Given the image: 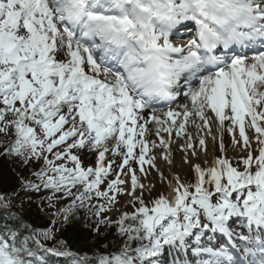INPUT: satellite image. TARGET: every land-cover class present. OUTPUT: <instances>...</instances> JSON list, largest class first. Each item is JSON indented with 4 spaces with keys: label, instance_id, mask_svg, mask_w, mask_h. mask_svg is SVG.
<instances>
[{
    "label": "snow or ice",
    "instance_id": "snow-or-ice-1",
    "mask_svg": "<svg viewBox=\"0 0 264 264\" xmlns=\"http://www.w3.org/2000/svg\"><path fill=\"white\" fill-rule=\"evenodd\" d=\"M181 26L195 36L177 47L170 36ZM181 95L188 103L172 107ZM161 102L166 111L154 107ZM213 121L221 133L228 121L232 144L247 151L242 168L224 156L206 168L191 164L194 182L173 175L167 193L146 203L154 185L146 188L130 161L145 179L144 166L155 168L163 182L149 153L162 148L172 164L175 132L190 163L197 143L208 152ZM149 124L158 143L147 139ZM0 134L3 155L40 165L37 182L22 179L25 194L50 192V208L70 200L52 213L65 223L87 207L97 231L115 224L121 237L118 247L79 258L42 243L55 239L57 221L36 230L4 211L0 264H49L46 256L71 257L69 264H264V0H0ZM73 149L94 152L95 166L84 167ZM108 153L122 158L115 169L114 160L105 164ZM118 197L134 210L102 217ZM12 206L0 194V209ZM219 237L227 243H213Z\"/></svg>",
    "mask_w": 264,
    "mask_h": 264
},
{
    "label": "rangeland",
    "instance_id": "rangeland-1",
    "mask_svg": "<svg viewBox=\"0 0 264 264\" xmlns=\"http://www.w3.org/2000/svg\"><path fill=\"white\" fill-rule=\"evenodd\" d=\"M151 134L154 135L153 133ZM196 134H197L196 132L191 133L192 136ZM1 136L2 134H0V140L3 139V137ZM253 141L254 139L252 140V142ZM237 148L242 152L244 151L241 148V145H238ZM136 151L138 153L139 150L137 149ZM73 154H77L80 157L82 161V165L84 167H89V166L94 167L96 164V154L94 152H89L88 150L77 152V150L73 149ZM153 154L154 153L152 150V152L149 153V155H153ZM156 154L158 155L163 154L162 149L158 148ZM253 155L255 156L257 155V153H254ZM221 156L228 158L231 162H234L237 167L242 168V165L238 163V160L240 157H246L247 153L241 154L240 156L222 153ZM213 159L214 157L211 156L209 159H207L208 160L207 163H205L203 166L205 168L210 166ZM111 160L115 161V163L113 164V168L115 169L116 165H118L121 162L122 158L120 156L113 157L111 153L106 154L105 164H107L108 161ZM130 163H133L134 168L135 166L138 167V165L135 164V162L130 161ZM39 167L40 165H36V164L23 165L20 162L19 158L8 157L0 154V194L5 195L8 199L12 201L13 206L10 209H7L6 211L20 212L21 214L28 217L30 221L36 223L39 230H45L52 225L53 220L57 221L56 226L53 229L55 239L48 241L42 240V243H44L45 246L47 247H57L62 249V247L60 246V242H61L60 235L65 222L63 220L62 215L56 217L53 216L52 213L56 212L58 208L66 207L71 201L70 200L56 201L55 202L56 207L50 208L48 206L47 200L45 199L46 196L51 194L50 192L42 190L39 193L32 192L29 194H25V192L21 188L22 179L26 181L30 180L33 182H37L35 181L33 172L38 171ZM144 167L148 170L149 173L148 177L145 179L143 175L139 173L138 171L139 167L137 168V175L140 176L146 188L154 185V187L151 188V194L145 191V202L149 203L152 199L158 198L159 195L167 193V187H166L167 184H164V182L160 180L159 173H157L155 168H150L148 165H145ZM189 167L190 168L188 173L186 172L184 174H179V170L177 169L173 170L172 168H170V166L167 165H164L160 170L164 173L165 177L168 179H171L173 175H179L182 181L192 182L191 180L192 178L189 177L190 175L189 172H193V171L191 165ZM113 178H114L113 176L109 177V179H113ZM101 188L103 189L104 185H101ZM29 195L31 196L30 199H29ZM128 199L130 198L118 197L119 203L115 206V210L111 214L112 218L117 216L119 217L123 212H129L133 210L132 205L127 203ZM102 234L105 235L107 233L103 231Z\"/></svg>",
    "mask_w": 264,
    "mask_h": 264
},
{
    "label": "trees",
    "instance_id": "trees-1",
    "mask_svg": "<svg viewBox=\"0 0 264 264\" xmlns=\"http://www.w3.org/2000/svg\"><path fill=\"white\" fill-rule=\"evenodd\" d=\"M3 141V139L1 140ZM1 153H3V149H0ZM3 211L0 209V214ZM15 214V213H14ZM15 216L23 221L25 225H29L32 228L37 230V225L33 221L29 219L22 218V216ZM5 223V218L0 215V227H2ZM11 223V221H9ZM97 218L92 214V210L87 208H77L73 216L70 217L69 222L62 234V240L67 246V250L77 254L79 258H83L88 256L92 258L97 249L101 251L106 250L105 246L108 249L118 247L121 244V237L117 235L116 225L112 224L107 227V232L110 237L106 244V240L103 236L96 230L97 226ZM114 244H113V243ZM41 255H46L40 253ZM47 258V256H46ZM71 259L63 260L62 258H55L54 260H49V264H69Z\"/></svg>",
    "mask_w": 264,
    "mask_h": 264
},
{
    "label": "bare ground",
    "instance_id": "bare-ground-1",
    "mask_svg": "<svg viewBox=\"0 0 264 264\" xmlns=\"http://www.w3.org/2000/svg\"><path fill=\"white\" fill-rule=\"evenodd\" d=\"M212 124V134L211 135H207L205 136V132H207V130H204V131H201L199 132V135L200 136H205V139H206V143H207V146H208V152L205 153V152H202L199 150V145L197 143V156L193 157L190 155V150H189V155H188V159L190 161V163H184V160H183V157L185 155V153L181 150L184 145H185V139L184 138H177L175 136V132L173 133V137H172V143L170 145V148H171V158H172V164H168L166 161H164L162 159V156L163 154L161 155H158L155 153L156 157H157V160H156V165L159 169H161L164 165H167V166H170V168H172L173 170L177 169L179 170V174H184V173H188L189 171V166L191 164H194V163H199L201 164L202 167H204L203 165L205 164V161H208L207 159H209L211 156H213L214 158L216 156H221V151L219 149V144H220V140L221 138L223 139V142H224V145H225V149H224V154L227 153L229 155H235V156H240L241 154H244V153H247V151H240L237 146V145H233L232 144V134H229L227 132V126L229 125V122L226 121L225 122V129L223 131V133H221L220 131L217 130V125L216 123L213 121L211 122ZM188 131V129H187ZM197 134L193 136L194 138V142L196 141V138H197V135H198V130L195 131ZM248 134V133H247ZM162 136H164L165 138H167V134L166 133H163ZM213 136L216 137L215 140H213ZM235 136H236V139L239 140V133H238V129L235 130ZM249 138L253 140V138L251 137L250 134H248ZM147 139H151L149 137V135L147 136ZM158 139H160V137H158ZM153 141V140H152ZM157 141V143L159 142L158 140H155ZM233 147V148H231ZM235 147V148H234ZM257 145L255 143V139L254 141L252 142V148L253 149H256ZM162 149V148H161ZM231 149V150H230ZM153 150H157V148L153 149ZM162 152H163V149H162ZM254 153H256L254 151ZM253 153V154H254ZM234 163V162H232ZM190 175L189 177H192L194 176V173L193 172H189Z\"/></svg>",
    "mask_w": 264,
    "mask_h": 264
}]
</instances>
